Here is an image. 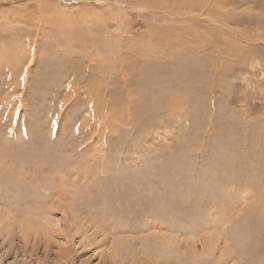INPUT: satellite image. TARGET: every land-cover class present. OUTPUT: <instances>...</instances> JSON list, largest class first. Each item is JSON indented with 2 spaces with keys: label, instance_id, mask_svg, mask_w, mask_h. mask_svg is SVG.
Returning a JSON list of instances; mask_svg holds the SVG:
<instances>
[{
  "label": "rangeland",
  "instance_id": "obj_1",
  "mask_svg": "<svg viewBox=\"0 0 264 264\" xmlns=\"http://www.w3.org/2000/svg\"><path fill=\"white\" fill-rule=\"evenodd\" d=\"M164 1L0 0V264H264V0Z\"/></svg>",
  "mask_w": 264,
  "mask_h": 264
},
{
  "label": "bare ground",
  "instance_id": "obj_2",
  "mask_svg": "<svg viewBox=\"0 0 264 264\" xmlns=\"http://www.w3.org/2000/svg\"><path fill=\"white\" fill-rule=\"evenodd\" d=\"M156 1V4L158 3L159 5H162V7H164V8H166V9H168V10H170V8H172V7H170V6H168L169 4H166V3H164L165 1L164 0H154V2ZM167 2V1H166ZM191 1H189V0H185V2L183 3V4H181V6L179 7V8H181V7H185L186 9H190V8H193L191 5V3H190ZM170 7V8H169ZM179 11V10H178ZM177 12V11H176ZM156 230V229H155ZM153 233V232H152ZM160 233V232H159ZM155 234H157V233H154L153 235H155ZM161 234V237L160 238H158L157 237V240H160L163 244H170V242H171V240H169V239H167V237H166V235H165V233H160ZM152 235V236H153ZM219 238H223V236H219V237H214V236H211L210 237V239H209V243H206V244H202V246H200V247H198L199 248V250H197V246H195V245H193L192 244V246L189 248V246H187V244H186V246L182 249V247L181 246H179V248L180 249H182V251L185 253V254H188V252H189V255L192 257V258H199V257H202V256H211V255H213V253L217 250V249H219L218 248V239ZM182 243V242H181ZM181 251V250H180ZM114 252H116V251H114ZM146 262V261H145ZM149 262V261H148ZM150 262H152V261H150ZM153 263V262H152Z\"/></svg>",
  "mask_w": 264,
  "mask_h": 264
}]
</instances>
